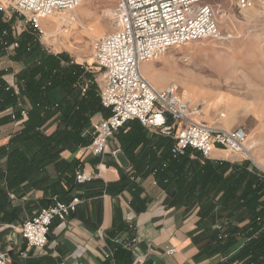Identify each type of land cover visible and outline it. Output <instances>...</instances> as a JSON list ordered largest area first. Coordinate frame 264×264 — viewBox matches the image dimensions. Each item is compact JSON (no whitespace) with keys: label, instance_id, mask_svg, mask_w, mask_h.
I'll return each mask as SVG.
<instances>
[{"label":"crops","instance_id":"crops-1","mask_svg":"<svg viewBox=\"0 0 264 264\" xmlns=\"http://www.w3.org/2000/svg\"><path fill=\"white\" fill-rule=\"evenodd\" d=\"M41 45L57 53L44 46L42 41ZM10 56L9 52H0V69L7 68L2 79L5 85L18 83L21 89L16 74L30 61H16ZM142 69L150 73L152 65L145 64ZM167 81L163 78L155 82L164 86ZM50 96L58 101L63 92L55 88ZM9 108L0 111V249L8 252L7 264H132L136 257L145 258L148 264H240L231 258L233 253H219L213 244L220 222L236 220L231 214H225L221 192L212 194L206 201V204L212 205L211 211L206 213L205 205L200 206L198 200L185 203L183 196L178 197L169 188L167 190L163 184L157 183L150 167L160 155L166 139L147 129L146 142L129 152L122 148L119 141V136L129 128L126 126L122 128V133L117 132L110 139L106 153L94 155L80 148L76 151L66 149L46 168L47 175L42 179L8 185L4 149L23 121L8 120L6 112ZM107 115L106 110L91 118L100 119ZM55 127L56 119L48 125L47 131L51 132ZM246 131L248 135L251 133V138L263 132V153L254 155L263 160V171L254 161L252 165L264 174V118L262 123ZM115 149L118 151L113 155L111 152ZM225 151L215 147L209 159L239 164L249 160L242 154L230 158ZM189 152L191 158L196 157L197 152ZM73 160L92 176L90 181L75 183L73 178L70 185L68 176L72 172L65 170V166L70 167L67 165ZM252 165L248 166L249 171ZM61 168L66 171L63 173L66 177H61L62 190L58 194L64 201L76 197L79 202L65 220L52 221L48 242L43 249L28 247L19 232L20 224L50 198L52 191L49 184L56 179L57 170ZM230 171L231 167L226 173ZM233 222L242 227L248 218L245 215L241 221ZM241 245L242 240H239L232 248L238 249ZM171 248L174 252L168 253Z\"/></svg>","mask_w":264,"mask_h":264},{"label":"built area","instance_id":"built-area-1","mask_svg":"<svg viewBox=\"0 0 264 264\" xmlns=\"http://www.w3.org/2000/svg\"><path fill=\"white\" fill-rule=\"evenodd\" d=\"M82 1L0 0L2 15L9 13L8 9L16 14L9 27L0 29V50L11 54L18 47L17 39L23 32L31 33L41 43V21L50 14L73 10ZM238 4L241 8H251L264 5V0H239ZM112 17L113 30L93 44L94 62L102 70L103 79L98 95L108 115L90 119L84 130V134L90 136V142L80 147L81 151L89 150L94 155L106 153L110 139L128 122L137 120L145 129L172 140L169 148L172 158L184 155L187 150L209 158L215 147L249 158L245 128L227 130L200 123L194 119L197 109L191 108L177 83L172 81L163 87L156 86L141 69L143 63L157 59L170 47L219 36L215 10L208 0H115ZM3 18L4 21L10 20L11 14ZM69 63H76L84 71H89L82 62L70 59ZM93 79L96 82V78ZM91 82L81 75L80 92L84 93ZM4 88L19 100L18 83L6 84ZM17 106L20 108L19 119H15L12 107L7 111L15 121H24L27 108L20 101ZM117 151L115 149L111 153L115 155ZM91 178L81 166L75 170V183L90 181ZM78 202L76 197L69 201L53 198L51 204L23 220L19 232L26 245L43 249L48 242L52 221L65 220ZM167 252L173 253L174 248ZM8 259V252L0 249V264H7ZM132 264L148 263L145 258L136 257Z\"/></svg>","mask_w":264,"mask_h":264},{"label":"trees","instance_id":"trees-1","mask_svg":"<svg viewBox=\"0 0 264 264\" xmlns=\"http://www.w3.org/2000/svg\"><path fill=\"white\" fill-rule=\"evenodd\" d=\"M7 27L9 22L3 21L0 12V29ZM17 40L18 47L10 58L30 61L16 74L21 84L19 100L11 91L5 90L2 79L5 71L0 69V111L12 107L15 119H19L18 101L27 108V118L17 126L9 145L4 149L8 185L25 180L34 182L45 177L46 168L57 160L61 151H76L90 142V136L84 134V130L91 117L106 111L100 103L94 76L78 64L69 63V55L50 52L29 32L21 33ZM81 75L92 81L84 93L78 87ZM47 82L50 84L46 85ZM55 88L63 92V97L58 101L50 96ZM6 117L15 121L9 111ZM55 119L56 127L51 132L47 131L48 125ZM126 126L129 128L119 136V141L122 148L129 152L138 144L146 142V129L137 120L128 122ZM118 133H122V129ZM165 139L160 155L150 167L155 181L163 184L165 189L169 188L172 194L183 196L185 203L198 200L200 206L205 205L206 213L212 208L206 201L212 194L221 192V205L225 214H231L236 220L225 216L228 222H220L213 236L215 250L225 255L233 253L231 258L240 264H264V176L259 175L250 160L241 164L230 163L202 158L199 153L191 158L190 150L172 158L169 153L172 140ZM249 165H252L250 171ZM67 166L70 167L65 166V170L72 172L68 176L72 185L75 170L81 165L73 160ZM229 167L231 171L226 173ZM65 172L62 168L57 170L56 179L49 184L52 195L40 208L51 204L53 198L63 200L58 193L62 190L61 177H66L63 175ZM245 215L248 222L238 227L233 221H241ZM239 240H242V245L233 249Z\"/></svg>","mask_w":264,"mask_h":264},{"label":"rangeland","instance_id":"rangeland-1","mask_svg":"<svg viewBox=\"0 0 264 264\" xmlns=\"http://www.w3.org/2000/svg\"><path fill=\"white\" fill-rule=\"evenodd\" d=\"M91 1L95 4L92 5ZM238 1L208 0L215 10L219 36L170 47L157 59L146 63L152 65L151 75L143 72L156 86L159 85L155 81L163 78L168 79L166 84L177 83L184 98L191 100V108L197 109L194 119L200 123L227 130L243 127L250 131L264 118V5L241 8ZM114 4L115 0H85L73 11L56 12L41 21L44 31L53 32L41 39L43 45L87 65L96 77L98 89L103 79L102 71L94 62L93 43L94 39L113 30V21L106 16L104 9H112ZM242 11L247 12V17ZM8 12L2 18L11 14V19L6 21L12 24L16 14L9 9ZM75 13L82 14V22L93 31L95 37H88V45L86 29L77 25L72 29L63 23L59 25ZM67 34L74 35L72 46L66 44ZM222 57H225L224 65H220L217 59ZM154 77L157 80L154 81ZM250 134L246 146L252 139L256 141L253 148L247 147L249 160L263 171V160L254 156L263 153V132L253 138ZM225 154L230 158L240 157L229 150ZM258 173L264 176L263 172Z\"/></svg>","mask_w":264,"mask_h":264},{"label":"bare ground","instance_id":"bare-ground-1","mask_svg":"<svg viewBox=\"0 0 264 264\" xmlns=\"http://www.w3.org/2000/svg\"><path fill=\"white\" fill-rule=\"evenodd\" d=\"M84 1H85V0H83L81 3H83ZM94 2H95V1H91V4L94 5V4H95ZM81 3H80V4H81ZM104 7H106V5H104ZM73 10H74V9H73ZM73 10H70V11H73ZM104 10H105L104 13L106 14V16L110 17V18H109L110 20H113V17H112V9H109V8H108V9H104ZM81 11H82V10H81ZM242 13H243V14H242L243 16L247 17V16H246V13H247V12H243V11H242ZM249 15H251V14H249ZM48 16H49V15H48ZM48 16H47V17H48ZM253 18H254V17H253ZM109 19H108V21H109ZM102 22H103V21H102ZM62 23L65 24L67 27H69V28H71V29H72L73 27H76V25L79 26V27H81V28L86 29V31L88 32V33H87L88 36H87V38H86V44H87L88 41H89V40H87L88 37H92V38L95 37V36L93 35V33H92V32H93L92 29L89 28V26H88L87 24H84V23L82 22V14H80V13H79V14H78V13L73 14V16H71L70 18L65 19L64 22H60L59 25L61 26ZM60 26H58L57 29H58ZM42 28H43V27H42ZM52 34H53V32H52V33H51V32L49 33V32H46V31L43 30V37H44V36H47V35H50V36H51ZM67 35H68V34H67ZM84 35H85V34H83L82 37H85ZM73 36H74V35H68L67 37H65V40H66V42H67V43H66L67 45L69 44L70 46H72L73 42H72L71 39L73 38ZM43 37H42V38H43ZM223 39H224V38H223ZM94 40H96V39H94ZM84 42H85V41H84ZM93 44H94V43H93ZM87 45H88V44H87ZM85 46H86V45H85ZM71 48H72V47H71ZM223 48H224V47H223ZM223 52H224V51H223ZM217 53H218V52H217ZM217 53H216V54H217ZM223 58H225V57L217 58V59H218V62L220 63V65H221V63L223 64ZM215 59H216V58H214V61H216ZM224 61H225V60H224ZM230 62H231V61H230ZM146 63H147V62H146ZM146 63H143V64H142L141 69H142L143 65H145ZM215 63H216V62H215ZM219 63H218V64H219ZM223 65H224V64H223ZM223 65H222V66H223ZM142 72H143V69H142ZM143 74L145 75L144 72H143ZM149 75H151V73H149ZM189 76H190V75H189ZM145 77H146V75H145ZM146 78H147V77H146ZM147 79H148V78H147ZM184 92L188 94L187 91H184ZM189 95H190V94H189ZM183 97H185L184 94H183ZM185 99H187L188 102H191L190 99H188V98H185ZM247 140H248V136H247ZM247 140H246V144H247ZM255 141H256V139H252V140H251V143L249 144V146H246V148H247V147H249V149L253 148V144H254ZM254 148H255V147H254ZM255 149H256V148H255Z\"/></svg>","mask_w":264,"mask_h":264}]
</instances>
